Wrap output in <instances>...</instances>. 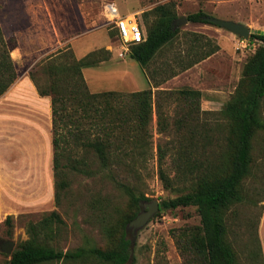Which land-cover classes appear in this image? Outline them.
Wrapping results in <instances>:
<instances>
[{
  "label": "rangeland",
  "instance_id": "1",
  "mask_svg": "<svg viewBox=\"0 0 264 264\" xmlns=\"http://www.w3.org/2000/svg\"><path fill=\"white\" fill-rule=\"evenodd\" d=\"M41 1L0 0L3 35L5 39L13 38L17 45L11 51V58L18 75L30 74L60 50L72 51L77 59L97 52L98 64L83 71L89 90L92 93L124 94L151 90L153 117L148 132L144 136L140 132L135 136L140 148L134 154V160L128 158L127 164L115 167L112 172L100 170L92 177L67 171L69 188L61 192L59 204L56 203L54 192V198L46 200L48 202L44 204V210L12 216L10 236L5 224L8 216L0 214V246L10 240L15 243L16 250L30 239V223H36L54 211L63 223L53 221L51 228L55 229L54 234L50 233V237L43 239L47 245L64 252L83 246L110 249L116 243L125 217L133 214L125 186L132 187L137 195L147 198L142 206L156 200L161 203L188 191V183L174 181L175 189L172 190L167 189L160 178L162 169L175 180L178 165L185 168L186 175L196 172L194 167L185 163L184 158L180 160L178 157L177 160L178 125L183 126V130L193 126H197L198 131L207 130L194 142L204 145L208 141L209 144L197 153H189L187 156L191 160L198 159L204 163L209 152L215 153L213 157L210 153L214 160L219 158L226 136V120L222 111L235 94L245 66L263 43L251 37L245 40L216 24L188 21L179 24L175 29L179 30L176 37L164 45L146 67H142L128 57L132 46L123 45L118 34L111 36V31L117 30L105 20L104 15L102 23H99L101 26H89L91 30L85 35H71L77 39L73 44L70 35L59 33L55 37L66 35L63 44L43 47L44 41L50 37L44 24L46 19H62L61 23L73 25L79 31L80 25L72 12L64 16L59 13L60 0ZM48 1L53 3L49 4ZM87 1V10L95 18L104 12L101 0ZM108 1L115 3L122 15L136 14L146 33L144 13H149L147 18L153 21V9L170 2L175 3L177 20L187 19L188 15L203 11L207 16L232 20L264 31V0ZM53 4L55 8H52ZM30 5L34 6L31 13ZM67 9L62 6L63 13ZM33 20L37 23L42 20L40 24L44 25L36 24L33 28ZM211 52L208 58L203 59ZM30 61L35 64H30ZM36 74L40 82L44 83L46 76L40 72ZM184 89L200 91L201 97L185 99L179 94ZM261 116L264 118V100ZM209 128L213 132H209ZM207 134H210L208 139ZM251 154L250 174L243 181V201L235 204L227 214L228 239L241 264H264L261 240L264 235V131L255 133ZM110 223L114 225L115 231L111 240L103 231L104 225ZM200 225L201 217L194 206L158 211L139 230L130 263L186 264L178 245V235ZM10 258L0 249V264H6Z\"/></svg>",
  "mask_w": 264,
  "mask_h": 264
},
{
  "label": "trees",
  "instance_id": "2",
  "mask_svg": "<svg viewBox=\"0 0 264 264\" xmlns=\"http://www.w3.org/2000/svg\"><path fill=\"white\" fill-rule=\"evenodd\" d=\"M147 14L149 13H144L146 39L132 45L128 55L142 67H146L157 52L179 32L173 30V23L177 20L175 3L170 2L153 9V21L147 18ZM206 16L203 11H198L188 15L187 20L192 23L213 24L205 19ZM111 32V36L118 34L115 30ZM251 39H258L263 45L245 66L235 94L222 111L226 120V136L219 158L214 160L212 157L215 153L209 152L204 163L198 159L191 160L187 156L189 153H197L209 144L207 140L204 145L194 142L207 130L198 131L197 126L183 130V126L178 125L176 141L179 145H176L175 150L177 160L178 157L180 160L184 158L185 163L194 167L196 172L186 175L185 168L178 165L174 180L160 169V178L167 189L174 190V181H179L188 183V191L176 198L162 201L159 211L194 206L201 217L200 226L178 235V245L186 264H241L228 239L226 218L231 208L243 201V181L249 176L252 164V140L257 131H264V118L261 116L264 100V35L253 34ZM13 41V38L5 39L0 24V97L18 79L17 68L11 58V51L17 46ZM211 54L212 52L203 59ZM96 56L97 52H92L77 59L72 51L60 50L30 73L38 93L51 98L57 204L61 192L69 188L67 171L92 177L100 170L112 172L115 167L127 164L128 158L134 160L133 156L140 148L135 136L139 132L144 136L152 121L151 90L129 94L92 93L89 90L83 71L98 64ZM37 72L46 76L44 83L40 82ZM179 94L185 99L201 97L200 91L192 89L181 90ZM208 131L213 132L210 128ZM209 136L207 134L206 139ZM143 142L146 143L145 140ZM159 151H162L161 147ZM95 166L97 168L94 169ZM125 189L131 200L133 214L125 217L113 248L83 246L64 252L47 245L43 239L54 234L55 229L51 228L53 221L63 223L59 214L53 211L48 217L30 223V239L14 250L7 263L131 264L133 252L126 228L141 212L142 202L147 198L137 195L132 187L125 186ZM5 224L10 236L13 217L8 216ZM103 231L110 240L115 236L112 223L104 225ZM260 253L262 254L261 247Z\"/></svg>",
  "mask_w": 264,
  "mask_h": 264
},
{
  "label": "crops",
  "instance_id": "3",
  "mask_svg": "<svg viewBox=\"0 0 264 264\" xmlns=\"http://www.w3.org/2000/svg\"><path fill=\"white\" fill-rule=\"evenodd\" d=\"M60 1L59 13L64 16L72 12L80 31L73 25L61 23L62 19H46L44 24L50 37L44 41L43 47L63 44L66 35H85L91 30L89 26H101L99 23L103 21V15L107 19L105 9L96 18L91 15L87 10V0ZM62 6L68 8L65 13ZM29 8L30 13L34 11V6ZM41 22H34L33 28L36 24L44 25ZM59 33L66 35L55 37ZM70 40L73 44L77 39L71 36ZM33 63L30 61V64ZM53 138L51 98L38 93L29 73L18 75L16 82L0 97V214L4 217L39 212L45 209L46 200L54 198Z\"/></svg>",
  "mask_w": 264,
  "mask_h": 264
},
{
  "label": "water",
  "instance_id": "4",
  "mask_svg": "<svg viewBox=\"0 0 264 264\" xmlns=\"http://www.w3.org/2000/svg\"><path fill=\"white\" fill-rule=\"evenodd\" d=\"M205 19L213 24H216L220 27L225 28L226 30L240 36L241 38H244L245 40H249L251 35L253 34H259L264 35V31L260 29H253L250 28L242 23L235 22L232 20H224L212 16H206ZM188 20L186 18L179 19L173 23V30L176 29V27L179 24L187 23ZM160 210V202L159 201H153L150 203H145L142 206L141 212L138 214V216L133 219L126 228L128 237L131 240V250L134 251V247L137 240V235L140 229H142ZM15 243L13 241H5L1 244L0 249L3 253L11 255L14 252ZM6 264H11V262H8Z\"/></svg>",
  "mask_w": 264,
  "mask_h": 264
},
{
  "label": "built area",
  "instance_id": "5",
  "mask_svg": "<svg viewBox=\"0 0 264 264\" xmlns=\"http://www.w3.org/2000/svg\"><path fill=\"white\" fill-rule=\"evenodd\" d=\"M106 11V18L119 35L126 47L145 41L146 32L136 14L122 15L117 5L108 0H101Z\"/></svg>",
  "mask_w": 264,
  "mask_h": 264
}]
</instances>
